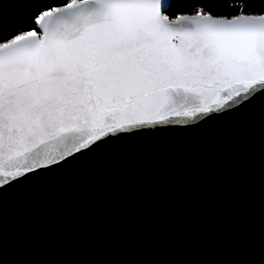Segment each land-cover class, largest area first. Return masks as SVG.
Returning <instances> with one entry per match:
<instances>
[{
  "label": "water",
  "instance_id": "95a60500",
  "mask_svg": "<svg viewBox=\"0 0 264 264\" xmlns=\"http://www.w3.org/2000/svg\"><path fill=\"white\" fill-rule=\"evenodd\" d=\"M0 264H264V93L0 189Z\"/></svg>",
  "mask_w": 264,
  "mask_h": 264
},
{
  "label": "snow or ice",
  "instance_id": "6c2138e0",
  "mask_svg": "<svg viewBox=\"0 0 264 264\" xmlns=\"http://www.w3.org/2000/svg\"><path fill=\"white\" fill-rule=\"evenodd\" d=\"M165 2L71 0L0 42V189L110 135L264 93V14L170 20Z\"/></svg>",
  "mask_w": 264,
  "mask_h": 264
},
{
  "label": "trees",
  "instance_id": "16d2710c",
  "mask_svg": "<svg viewBox=\"0 0 264 264\" xmlns=\"http://www.w3.org/2000/svg\"><path fill=\"white\" fill-rule=\"evenodd\" d=\"M71 0H2L0 4V42L13 38L19 31L37 28L35 17L42 11L61 7ZM246 14H264V0H171L167 14L172 18L186 13H211L217 16H234L240 5Z\"/></svg>",
  "mask_w": 264,
  "mask_h": 264
}]
</instances>
